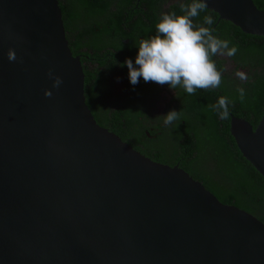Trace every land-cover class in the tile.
Here are the masks:
<instances>
[{"label":"water","instance_id":"1","mask_svg":"<svg viewBox=\"0 0 264 264\" xmlns=\"http://www.w3.org/2000/svg\"><path fill=\"white\" fill-rule=\"evenodd\" d=\"M207 4L264 37L252 0ZM84 79L58 0H0V264H264V223L101 126ZM229 133L264 177V110Z\"/></svg>","mask_w":264,"mask_h":264},{"label":"trees","instance_id":"2","mask_svg":"<svg viewBox=\"0 0 264 264\" xmlns=\"http://www.w3.org/2000/svg\"><path fill=\"white\" fill-rule=\"evenodd\" d=\"M257 9L264 11V0H252ZM64 21L69 48L73 56H79L81 63L92 57H106L108 69H120L126 59L135 65L139 41L156 34L160 7L171 4L170 11L181 14V4L192 0H58ZM138 6L139 8H134ZM145 7L147 10H142ZM211 15L215 21L205 25L222 40L229 41V47L238 51L228 59L234 61L236 69H226V59L216 63L222 73L219 88L197 89L189 95L183 89L187 108L180 110V117L171 125L163 122H149L145 119L149 106L145 100L154 97L159 91L155 82L139 83L129 88L123 112L125 121L108 122L102 118L97 122L133 145L143 143L145 151L156 152L154 161L180 165L191 176L201 181L216 197L225 204L234 205L254 215L264 223V177L245 159L229 133V119L222 120L210 107L218 103L220 97L229 101V114L248 120L253 127L257 116L264 110V37L244 34L232 23L220 20L208 10L201 12L194 21H203ZM126 39L130 42L126 43ZM121 53L125 58L122 65L107 55ZM104 55V56H103ZM102 65V62L101 64ZM118 67V68H117ZM85 75L90 73L82 66ZM244 69L247 79H239L235 73ZM129 73H127V76ZM244 88L245 96L240 98L238 88ZM92 102L86 100V103ZM188 118L186 123L181 119ZM148 132V134L146 133ZM156 135L155 140L149 137Z\"/></svg>","mask_w":264,"mask_h":264},{"label":"clouds","instance_id":"3","mask_svg":"<svg viewBox=\"0 0 264 264\" xmlns=\"http://www.w3.org/2000/svg\"><path fill=\"white\" fill-rule=\"evenodd\" d=\"M181 14L176 12L164 13L156 25V34L139 41V51L135 59H126L124 64L129 70V79L133 85L144 81L169 85L172 89L182 87L189 95L197 89L219 88L222 73L217 70L212 57H232L238 51L236 46L229 47V41L222 40L213 34L210 27L215 23L211 15L203 17V23H194L201 12L208 9L207 0H192L190 4H181ZM8 60L23 62L17 56L14 48L8 50ZM48 78L53 80V88H59L63 83L62 77L48 70ZM235 75L246 80L242 71ZM241 99L245 96L244 88L237 89ZM53 95L50 89L45 90V96ZM222 120L229 119V101L220 97L218 103L211 105ZM181 112L169 111L164 115V124L171 125L180 118Z\"/></svg>","mask_w":264,"mask_h":264},{"label":"flooded vegetation","instance_id":"4","mask_svg":"<svg viewBox=\"0 0 264 264\" xmlns=\"http://www.w3.org/2000/svg\"><path fill=\"white\" fill-rule=\"evenodd\" d=\"M171 4L172 3H168L160 7L161 9L158 14L159 20L164 13H172V11H170ZM134 8L136 9L139 7L135 6ZM141 9L145 11L147 10L145 7H142ZM194 23L201 24L203 23V21H194ZM128 42H130L129 39H126V43ZM107 56L115 58V62L119 66L122 65V59L125 58L121 53L117 52L114 55ZM105 58V56L100 59L89 57L87 58V61L81 63L82 66H86L90 72L87 76L88 81L86 83L89 94L88 96L85 95L84 91L85 100L88 99L92 101L88 103V106L96 121L101 118L103 120L105 119V121L108 122L125 121L124 112L122 110L124 108L123 105L125 102V98L129 93V88L131 87L129 86V84L131 83L129 75L127 76L129 70L124 66L120 69L110 70L108 69V63L103 64L106 60ZM212 59L214 60L215 64L226 59L225 66L229 71L234 70L237 67L234 61L228 59V56H214L212 57ZM101 62L102 65H100ZM237 71H242L246 74L244 69H237ZM156 84L159 86L160 91L154 97H150L145 100V105L149 106L151 110V112H148L146 114L145 119L149 122L156 121L164 123L163 116L166 115L169 111L176 110L177 112H179L180 110H184V108H187L186 99H184L182 87L178 86L177 89H172L167 84ZM181 120L182 123H186L188 118L186 117L185 119L183 118ZM146 133L148 134V132ZM149 137L155 140L156 135L152 136L149 134ZM128 143L131 144L134 149L138 150L148 158L152 160L156 159L154 158L157 155L155 151L144 150L147 143H137L136 145H133L130 142ZM172 161L177 162L174 163V165H169H179L181 167V163L178 159H174Z\"/></svg>","mask_w":264,"mask_h":264}]
</instances>
